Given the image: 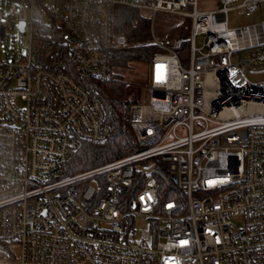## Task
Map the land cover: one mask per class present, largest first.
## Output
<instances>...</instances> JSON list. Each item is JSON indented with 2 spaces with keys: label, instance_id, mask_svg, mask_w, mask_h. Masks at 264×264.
Wrapping results in <instances>:
<instances>
[{
  "label": "built area",
  "instance_id": "built-area-1",
  "mask_svg": "<svg viewBox=\"0 0 264 264\" xmlns=\"http://www.w3.org/2000/svg\"><path fill=\"white\" fill-rule=\"evenodd\" d=\"M217 1H27V49L0 54V260L18 246L16 264H264V80L246 75L264 71V0ZM119 6L190 18L189 63L155 55L150 101L130 110L137 151L70 173L111 134L93 81L128 45ZM237 10L262 19L231 28Z\"/></svg>",
  "mask_w": 264,
  "mask_h": 264
},
{
  "label": "trees",
  "instance_id": "trees-1",
  "mask_svg": "<svg viewBox=\"0 0 264 264\" xmlns=\"http://www.w3.org/2000/svg\"><path fill=\"white\" fill-rule=\"evenodd\" d=\"M27 2L28 0H13ZM140 10L119 6L115 9L114 28L127 37L128 45L113 51L112 74L108 80L93 81L97 97L103 103L107 122L111 127L108 140L99 145L83 143L70 162V173L90 169L118 158L129 155L139 149V144L132 128L131 106L140 103L130 96L131 84L120 75L114 73V68L128 67L133 62L151 64L155 55L164 51L163 47L152 40L151 25ZM174 52L187 65L190 53L188 38L182 40L174 48ZM170 188L168 180L161 182V191Z\"/></svg>",
  "mask_w": 264,
  "mask_h": 264
},
{
  "label": "rangeland",
  "instance_id": "rangeland-1",
  "mask_svg": "<svg viewBox=\"0 0 264 264\" xmlns=\"http://www.w3.org/2000/svg\"><path fill=\"white\" fill-rule=\"evenodd\" d=\"M218 6L217 0H200L201 10L215 9ZM29 15L30 10L27 2L0 0V19L10 18L11 20L7 41L0 42V54H2L3 58L6 59L7 55H9L11 59L13 56L19 57V55L23 54L27 49L30 35ZM141 15L146 17V14L142 12ZM261 19L262 17L257 20L256 17L247 16L243 11L237 10L230 13L229 26L231 28H237L245 25H253ZM21 21H27L26 34H23L18 28V24ZM150 25L154 27V35L159 40V45L163 47L164 51H167V49L174 51V48L178 46L182 40L187 38L189 40L192 33V20L190 18L167 12H158L155 15V20L151 21ZM202 46L203 38L199 36L197 38V47L200 49ZM189 58L190 53L187 59L188 63ZM114 73L120 75L125 81L131 84L130 96L132 99L135 98L142 104L149 103L150 94L148 92V84L150 81V64L142 61L133 62L125 68H114ZM246 75L253 81L264 80V71L255 72L249 70ZM18 104L21 105L22 102L18 101ZM262 173L264 174V167L262 168ZM183 200L184 204H187V200L185 198H183ZM135 228L136 237L140 238L142 232L149 228V223L144 218H137ZM8 246L9 245L6 247L9 248ZM11 250L13 251L9 254L11 262L0 260V264H16L18 262L19 247L12 246Z\"/></svg>",
  "mask_w": 264,
  "mask_h": 264
},
{
  "label": "water",
  "instance_id": "water-1",
  "mask_svg": "<svg viewBox=\"0 0 264 264\" xmlns=\"http://www.w3.org/2000/svg\"><path fill=\"white\" fill-rule=\"evenodd\" d=\"M19 30L22 33H25V22L24 21L20 22V24H19Z\"/></svg>",
  "mask_w": 264,
  "mask_h": 264
}]
</instances>
